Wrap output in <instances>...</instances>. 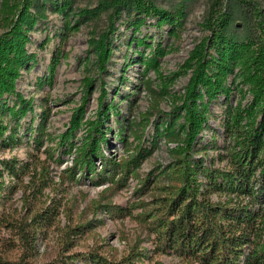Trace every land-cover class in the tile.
Returning a JSON list of instances; mask_svg holds the SVG:
<instances>
[{
  "label": "trees",
  "instance_id": "obj_1",
  "mask_svg": "<svg viewBox=\"0 0 264 264\" xmlns=\"http://www.w3.org/2000/svg\"><path fill=\"white\" fill-rule=\"evenodd\" d=\"M35 1L0 0V20L5 25L0 31V102L5 94H14L16 80L29 61L26 44L28 31L37 19L31 10ZM53 2L64 10L65 16L75 12L76 23L106 13L108 24L88 39L102 71L112 53L114 22L123 10L136 14L135 23L151 15L157 17L159 23L178 17L153 0H98L93 6H83L76 11L70 0ZM236 12L238 18H235ZM202 25L209 33L194 44L183 62L190 74L184 90L173 95L179 103L176 102L171 113L161 120V133L168 140L176 141L170 149L173 159L162 170L165 174L162 182L148 173L142 187L136 188L139 191L147 185L154 188L151 201L145 204L140 201L143 209L136 217L140 216L147 233L154 234V253L171 249L182 259L197 264H264V200L260 196L264 190V10L259 0H209ZM60 53L57 47L51 56L48 81L52 79ZM235 67L232 78L248 85L251 100L243 107L240 102L225 107L224 132L232 143L225 153L218 154L220 160H225L224 166L211 168L193 157L194 142L207 118L204 97L209 100L219 91L229 92L230 84L226 79ZM86 79L88 89L92 79ZM101 94L102 97L105 94L104 86ZM83 104L76 108L59 139L61 145H66L64 151L74 155L73 162L58 174V179L48 171V161L53 155L50 151L44 157L30 152L31 158L22 163L0 158V191L4 189L2 177L6 172L17 178L13 185L22 187L24 192L23 210L14 206L0 217L14 237L13 243L0 250V264H73L79 259L85 264H145L143 258L149 257L140 246L139 234L126 249L118 252L105 237L95 232L93 215L97 211L105 209L119 216L132 214L130 204L118 205L112 203L111 198L126 184L130 173L137 175L132 165L138 163L142 151L130 157L112 154L102 127L108 110L105 101L97 117L84 122L87 128L83 140L78 144L68 141L82 124ZM28 107L22 104L18 110L14 105H6L3 110L17 115L26 112ZM47 113L45 107L36 126L33 145L37 149L46 133ZM0 125L2 137L6 126L2 120ZM13 133L0 139V149L13 141ZM78 168L97 175L95 184H108L74 216L75 211L63 200V194L49 196V203L41 194L49 186L65 191V182L74 178ZM26 174L28 179L24 180ZM59 209L69 218L61 227L59 245L62 246L50 256L47 250H39L37 240L40 236L46 238L58 225ZM89 211L91 217H88ZM88 237L92 238L90 245L85 244L84 250L75 249Z\"/></svg>",
  "mask_w": 264,
  "mask_h": 264
},
{
  "label": "rangeland",
  "instance_id": "obj_2",
  "mask_svg": "<svg viewBox=\"0 0 264 264\" xmlns=\"http://www.w3.org/2000/svg\"><path fill=\"white\" fill-rule=\"evenodd\" d=\"M53 1L36 0L32 6L31 10L37 19L28 31L26 48L30 54L29 61L21 69L14 94H5L0 102V122L2 120L6 126L0 139L14 132L13 141L0 149V158H11L22 163L31 158L30 152L44 157L50 151L53 155L48 161V171L54 179H58V174L73 162L74 154L66 153V145L59 143L72 114L84 103L82 124L68 139L78 144L86 132L87 124L84 122L96 118L98 109L105 101L108 110L107 116L103 117L102 127L112 154L130 157L138 150H141L142 154L138 163L132 165L137 175L130 173L126 184L111 198L112 203L118 205L130 204L132 214L119 216L105 209L97 211L93 215L95 232L105 237L118 252L126 249L129 242L134 241L135 236L139 234L140 246L145 248L149 256L143 258L145 264H197L182 259L171 249L161 253L152 252L155 245L154 234L146 232L144 225L140 223V216L137 218L136 215L143 209L140 201L145 204L152 200L154 188L149 184L150 187L147 185L140 191L137 189L142 187L143 179L148 173H152L153 177L162 182L165 179L162 170L173 159L170 149L176 141L168 140L161 133V120L165 114L171 113L176 102L179 103V100L175 102L173 95L181 93L188 80L190 69H184V60L194 44L209 33L202 25L209 0H153L158 6L178 16L177 20L164 23L157 22V17L153 15L135 23L136 14L123 10L114 22L115 30L111 34L112 53L104 71L98 68L96 55L91 51L88 39L93 32H98L108 24L106 13L76 23L75 12L65 16L64 10L58 9ZM70 1L74 11L98 2ZM259 2L264 10V0ZM180 9L182 13L179 12ZM238 17L236 12L235 18ZM236 20L237 23L238 19ZM4 26L0 20V31ZM57 47L61 49L59 62L52 79L48 81V67ZM236 69L235 67L226 79L227 84H230L229 92L219 91L209 100L204 97L207 118L204 128L194 142L193 157L211 168L224 166L225 160H220L218 154L225 153L232 143L224 132L225 107L238 102L243 107L251 100L248 85L232 78ZM86 77L92 79L88 89L85 85ZM102 86L105 88L103 97ZM22 104L29 107L26 112H19L17 115L3 110L6 105L18 108ZM45 107L48 108L45 119L46 133L43 143L37 149L33 145V137ZM66 143L65 140L64 144ZM2 178L4 189L0 191V217L11 207L16 206L19 210L24 208L23 189L13 185L17 178L6 172ZM96 178L97 175L85 173L78 168L74 178L65 182V191L61 192L49 186L43 189L41 197H47L49 203V196L63 194V200L66 199L71 205L76 216L89 200L98 197L102 188L108 184L105 182L97 185L94 183ZM27 179L26 174L24 180ZM260 196L264 200V190ZM212 198L215 199L216 195L213 194ZM58 211V225L49 231L46 238L40 236L37 240L39 250H47L50 256L54 255L58 246H62L59 245L62 238L61 227L67 224L69 218L65 211ZM88 217H91L90 211ZM12 235L0 218V250L14 242ZM91 243L92 238L88 237L75 249L84 250L85 244ZM73 264L85 262L79 259Z\"/></svg>",
  "mask_w": 264,
  "mask_h": 264
}]
</instances>
